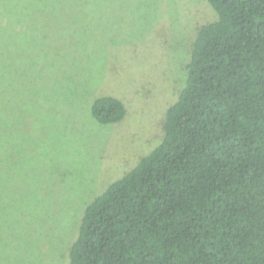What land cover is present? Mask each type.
Segmentation results:
<instances>
[{
	"label": "rangeland",
	"instance_id": "rangeland-1",
	"mask_svg": "<svg viewBox=\"0 0 264 264\" xmlns=\"http://www.w3.org/2000/svg\"><path fill=\"white\" fill-rule=\"evenodd\" d=\"M207 0H0V264H70L85 204L163 137ZM125 105L102 124L90 104Z\"/></svg>",
	"mask_w": 264,
	"mask_h": 264
},
{
	"label": "trees",
	"instance_id": "trees-1",
	"mask_svg": "<svg viewBox=\"0 0 264 264\" xmlns=\"http://www.w3.org/2000/svg\"><path fill=\"white\" fill-rule=\"evenodd\" d=\"M207 1L162 139L85 204L70 264H264V0Z\"/></svg>",
	"mask_w": 264,
	"mask_h": 264
}]
</instances>
